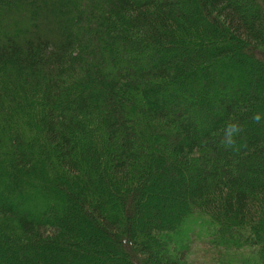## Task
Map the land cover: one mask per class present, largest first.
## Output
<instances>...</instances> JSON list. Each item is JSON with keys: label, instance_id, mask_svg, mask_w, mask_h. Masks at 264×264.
<instances>
[{"label": "trees", "instance_id": "obj_1", "mask_svg": "<svg viewBox=\"0 0 264 264\" xmlns=\"http://www.w3.org/2000/svg\"><path fill=\"white\" fill-rule=\"evenodd\" d=\"M263 83L264 0H0V264H264Z\"/></svg>", "mask_w": 264, "mask_h": 264}, {"label": "rangeland", "instance_id": "obj_2", "mask_svg": "<svg viewBox=\"0 0 264 264\" xmlns=\"http://www.w3.org/2000/svg\"><path fill=\"white\" fill-rule=\"evenodd\" d=\"M182 57H184L182 55ZM181 57V59H182ZM185 58V57H184ZM183 61V59H182ZM174 66L178 67V65L174 64ZM189 65H179V69L182 70V71H187V70H190L191 69V66L190 68L188 67ZM249 68L247 67V70ZM249 71V70H248ZM252 72V71H251ZM210 79H213V80H216L214 79V77H211L209 75H207ZM207 77V78H208ZM220 84L219 86L217 85L216 87H214L213 89L216 91V90H219L220 89ZM264 87V83H263V86ZM224 88V87H223ZM230 88L231 90H234L233 87H228ZM213 90V91H214ZM223 90V89H221ZM213 91L211 92L210 96L208 97H212V93ZM253 93H258L260 94L261 96L264 95V88H259L257 90H252ZM193 92V90H192ZM191 92V95H196V96H199V95H202V94H207V92L203 89V88H200V89H195V92L192 93ZM255 96V95H254ZM259 96V95H258ZM216 110V109H215ZM252 113L259 116V118L257 117L255 119V122L253 121V125L257 126V125H264V114H261L259 111H257L256 107H254L252 109ZM188 120L189 121H192V113L188 112ZM259 120V122L257 121ZM236 126L235 125L233 128H231V132L234 134H236ZM253 131V130H252ZM252 131L248 130L249 134H252ZM217 146H220V143L218 142ZM221 148V146H220ZM196 223V222H195ZM191 227V231L193 232H196V236H193L191 238L192 240V244H191V251H190V254H189V257H188V264H240V260H243L244 258H246L248 255H246V252L249 251L251 252V250H249V248H246L245 249L243 248V252L242 250H235V248H226V249H216L212 246H208L209 243H213L214 241H210L209 238H207L206 236V233H204L202 230H198L199 227L197 228V224H195ZM200 224V223H199ZM198 224V225H199ZM204 224H201L200 226H203ZM202 228V227H201ZM211 229V228H210ZM201 231V234L200 232ZM212 232V231H210ZM192 236V235H191ZM190 236V237H191ZM210 241V242H209ZM208 243V244H207ZM255 249H258V248H255ZM255 249H253V251H255ZM259 250V249H258ZM257 250V251H258ZM245 252V253H244ZM256 252V251H255ZM248 254V253H247ZM60 256V254H58ZM257 257V253H254L251 257ZM250 257V256H248ZM235 262V263H232V262ZM62 263V261H61Z\"/></svg>", "mask_w": 264, "mask_h": 264}]
</instances>
